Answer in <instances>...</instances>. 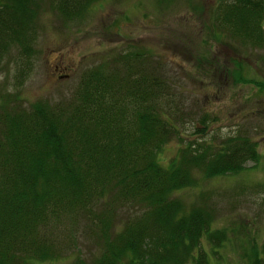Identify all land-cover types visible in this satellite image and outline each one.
I'll return each mask as SVG.
<instances>
[{"label": "trees", "instance_id": "16d2710c", "mask_svg": "<svg viewBox=\"0 0 264 264\" xmlns=\"http://www.w3.org/2000/svg\"><path fill=\"white\" fill-rule=\"evenodd\" d=\"M92 1L0 0V66L11 58L22 82L41 14L72 18ZM214 12L218 35L264 45V0H224ZM148 58L116 54L82 66L67 93L28 102L14 94L0 104V264H209V250L220 257L228 228L213 226L214 207L188 204L180 192L239 173L257 161V142L239 128L206 139L204 118L199 138L185 141L171 105L177 86ZM173 138L178 150L161 162ZM247 258L263 264L254 245Z\"/></svg>", "mask_w": 264, "mask_h": 264}, {"label": "rangeland", "instance_id": "374dc122", "mask_svg": "<svg viewBox=\"0 0 264 264\" xmlns=\"http://www.w3.org/2000/svg\"><path fill=\"white\" fill-rule=\"evenodd\" d=\"M222 1L94 0L72 18L47 9L41 14L31 69L22 82L11 58L3 59L0 104L14 94L28 102L67 93L82 66L110 61L123 52H147L150 64L158 62L169 83L177 86L171 105L177 106L185 141L199 138L201 132L194 129L204 118L206 139L213 135L217 142L239 128L257 142V161H246L239 173L199 180L180 196L188 204L208 203L216 212L213 226L228 228L229 239L217 247L220 257L209 250V264H248L251 245L264 264V86L234 83L225 73L241 71L245 79L264 82V45L254 48L227 32L218 35L213 19ZM177 145L175 138L163 145L161 162L169 161Z\"/></svg>", "mask_w": 264, "mask_h": 264}]
</instances>
